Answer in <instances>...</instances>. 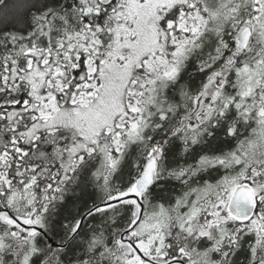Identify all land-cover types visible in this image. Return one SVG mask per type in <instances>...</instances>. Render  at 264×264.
Here are the masks:
<instances>
[{"label": "snow or ice", "instance_id": "snow-or-ice-1", "mask_svg": "<svg viewBox=\"0 0 264 264\" xmlns=\"http://www.w3.org/2000/svg\"><path fill=\"white\" fill-rule=\"evenodd\" d=\"M0 264H264V0H0Z\"/></svg>", "mask_w": 264, "mask_h": 264}]
</instances>
